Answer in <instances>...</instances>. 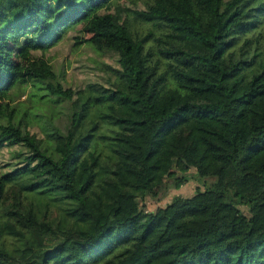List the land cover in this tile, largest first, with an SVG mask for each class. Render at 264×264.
Returning <instances> with one entry per match:
<instances>
[{
	"label": "trees",
	"instance_id": "16d2710c",
	"mask_svg": "<svg viewBox=\"0 0 264 264\" xmlns=\"http://www.w3.org/2000/svg\"><path fill=\"white\" fill-rule=\"evenodd\" d=\"M110 1L0 0V264H264V0ZM79 23L119 67L72 88L32 51ZM192 168L211 185L141 207Z\"/></svg>",
	"mask_w": 264,
	"mask_h": 264
},
{
	"label": "rangeland",
	"instance_id": "374dc122",
	"mask_svg": "<svg viewBox=\"0 0 264 264\" xmlns=\"http://www.w3.org/2000/svg\"><path fill=\"white\" fill-rule=\"evenodd\" d=\"M147 0H111L106 6L99 10V13H109L115 21L120 23L126 20V11L128 8L134 10L144 9V2ZM83 23H79L71 29H68L63 37L52 47L41 51H32V55L42 56L52 65L57 76V80L68 87H82L90 82L104 81L105 78L111 76L110 68L119 67L117 56L113 53H102L98 51L89 41L83 39L88 38L90 33L81 29ZM13 60L21 64L24 63L22 58V49L14 48ZM109 68V69H108ZM41 83L35 85L15 83L10 89V96L14 99V103L19 102V95L24 93L29 95V106H32L33 113L42 114L44 124L51 117L57 119V123L64 120L65 104L49 105L44 102L47 97L40 98L44 93L39 90ZM28 97H22L21 100L26 101ZM60 115V116H59ZM59 116V118H57ZM37 130V128H35ZM33 129V130H35ZM9 158L8 153L4 149H0V162H6ZM213 178L201 180L194 175V169L188 171V181L184 182L179 188L170 185L171 181L163 185L155 187V194L148 196L142 202L141 207L148 211L155 210L158 206H163L170 202L174 195L189 197L198 189L209 187ZM205 186H204V185ZM246 212L245 208H242Z\"/></svg>",
	"mask_w": 264,
	"mask_h": 264
}]
</instances>
